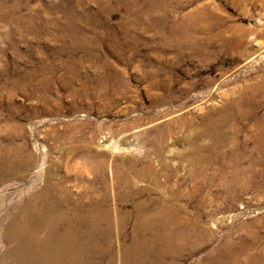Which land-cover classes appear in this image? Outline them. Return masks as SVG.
I'll list each match as a JSON object with an SVG mask.
<instances>
[{"label": "rangeland", "instance_id": "374dc122", "mask_svg": "<svg viewBox=\"0 0 264 264\" xmlns=\"http://www.w3.org/2000/svg\"><path fill=\"white\" fill-rule=\"evenodd\" d=\"M0 180V264L18 207L99 197L116 264L144 201L209 233L164 263L264 264V0H0Z\"/></svg>", "mask_w": 264, "mask_h": 264}, {"label": "bare ground", "instance_id": "6f19581e", "mask_svg": "<svg viewBox=\"0 0 264 264\" xmlns=\"http://www.w3.org/2000/svg\"><path fill=\"white\" fill-rule=\"evenodd\" d=\"M225 142L227 141H223L221 136H215L213 140L211 138V145L207 148V153L200 155L199 161L205 165H210L215 157L220 156L219 151ZM229 144L230 150L236 148V142ZM243 150H245L244 147ZM236 158L237 156L228 160L232 164L226 181L229 185L227 192L229 197L233 192V185L239 184L240 178L242 182V176L245 177L246 172L252 177L255 176L252 170L240 168L239 160ZM123 181L125 185H129L126 178ZM247 181L245 179L242 182L244 186ZM245 189L246 187H243V190ZM45 193L46 191H41L35 197L41 198ZM100 200L101 197L96 200L94 207L87 209L83 214L74 211L75 209L72 212L67 210L69 212L66 213L58 207L44 205L34 208V211L27 209V207H18L17 216L11 220L12 229L6 228V233L11 231L12 237H8L7 234H4L3 237L13 247L3 254L1 263L100 264L99 260L107 252L110 264H116L113 253H109L113 252L110 230L112 227L121 230L124 218L119 217L112 223L108 217V212L101 209ZM147 209L149 212L146 211ZM134 212L135 220L130 244L122 248L119 257L121 263L119 264H175L164 263V257H170L174 253L178 254L177 251L180 250V247L184 248L185 246L189 253L195 254L200 244H203L201 243L202 238L209 234L204 229L192 232H188V228L185 230L186 226L191 224L187 221L178 222L179 209L174 205H151L144 201L135 204ZM217 262H219V258L214 256L204 263L236 264Z\"/></svg>", "mask_w": 264, "mask_h": 264}]
</instances>
